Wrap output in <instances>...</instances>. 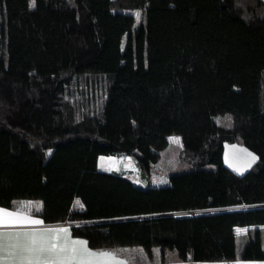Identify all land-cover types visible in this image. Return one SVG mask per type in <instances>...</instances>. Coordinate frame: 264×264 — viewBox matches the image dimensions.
Wrapping results in <instances>:
<instances>
[{
    "label": "trees",
    "instance_id": "obj_1",
    "mask_svg": "<svg viewBox=\"0 0 264 264\" xmlns=\"http://www.w3.org/2000/svg\"><path fill=\"white\" fill-rule=\"evenodd\" d=\"M170 133L192 167L164 184L97 166L144 173ZM235 140L257 154L240 173ZM30 199L127 264L264 260V0H0V206Z\"/></svg>",
    "mask_w": 264,
    "mask_h": 264
},
{
    "label": "snow or ice",
    "instance_id": "obj_2",
    "mask_svg": "<svg viewBox=\"0 0 264 264\" xmlns=\"http://www.w3.org/2000/svg\"><path fill=\"white\" fill-rule=\"evenodd\" d=\"M34 3L35 0H32L33 6ZM170 139L173 143L180 142L179 138ZM247 155L250 159L246 166L250 167L257 157L252 153ZM42 223V220L34 219L30 214L19 210L0 208V264H124L112 252L92 251L88 248L87 241L70 240L67 228L15 227Z\"/></svg>",
    "mask_w": 264,
    "mask_h": 264
},
{
    "label": "rangeland",
    "instance_id": "obj_3",
    "mask_svg": "<svg viewBox=\"0 0 264 264\" xmlns=\"http://www.w3.org/2000/svg\"><path fill=\"white\" fill-rule=\"evenodd\" d=\"M123 11H127L133 14V26L136 25L140 19V11L137 8H128L122 7ZM213 118L216 122H221L224 124H228L230 121V115L228 112L218 113L213 115ZM179 138L176 133H170L167 136V144L166 146L159 151L158 158L149 165V168L146 172L142 173L134 164L133 159L130 156L115 154V155H99L97 157V166L101 169L116 171L122 174H126L130 177V179L137 184L140 185H159L164 184L168 181L167 175L170 172H178L181 170L189 169L192 165L184 158H182V148L181 144L173 143L170 138ZM247 153H252L257 157V154L254 150L250 149L246 145H244L241 141H225L223 143L222 148V162L231 170L240 173L242 171H237V169H247L246 166L250 157H248ZM253 163V162H252ZM207 167L212 168V164H206ZM18 200V199H16ZM15 200V201H16ZM20 200V199H19ZM35 202H39V199H30ZM76 202V201H75ZM264 227V225H263ZM238 229L246 230V227H235V233L237 234L238 239L241 241L243 239V235L245 231L238 232ZM126 249L125 254L127 256L130 255H144L147 256L145 250L139 245H132L128 247H124ZM154 252L158 250V248L153 249ZM165 256L166 254H172L173 251L171 249L164 248ZM156 254V253H155ZM158 256V254H156ZM147 261V259H146ZM164 263L162 264H186L187 262L181 261H172L169 257L164 259ZM206 263H211L207 261ZM234 263L241 264H264V260H237Z\"/></svg>",
    "mask_w": 264,
    "mask_h": 264
},
{
    "label": "crops",
    "instance_id": "obj_4",
    "mask_svg": "<svg viewBox=\"0 0 264 264\" xmlns=\"http://www.w3.org/2000/svg\"><path fill=\"white\" fill-rule=\"evenodd\" d=\"M21 206H19V204H17V205H15V207H12V208L3 207V206H0V208H5V209H8L9 211H17V210H19L21 212L30 214L34 219L42 220L39 216H37V215H35V214H33V213H31L29 211L31 209L38 208L39 207V202H35L33 200H25L24 202L21 203ZM67 225H68V223L65 222V221L64 222H59V223H48V222H44L43 221V223L41 225H18V226H15V227H16V229H26V228H33V227H35V228H51V229H58V228H67L68 229ZM67 235H68V238L70 240H83V241H85L81 237L72 236L70 234V231L68 232ZM88 248L90 250H92V251H97V252H99V251L112 252V253L115 254L116 259L124 261V264H127V260H126L125 256L117 253L114 250H111V249H94V248H90V247H88ZM247 261H249V260H247ZM237 264H239V263H237Z\"/></svg>",
    "mask_w": 264,
    "mask_h": 264
}]
</instances>
